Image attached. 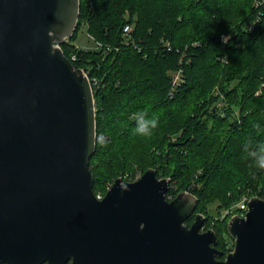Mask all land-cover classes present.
Segmentation results:
<instances>
[{
  "label": "water",
  "instance_id": "obj_1",
  "mask_svg": "<svg viewBox=\"0 0 264 264\" xmlns=\"http://www.w3.org/2000/svg\"><path fill=\"white\" fill-rule=\"evenodd\" d=\"M80 14L81 0H0V262L264 264L258 195L228 220L224 259L203 213L187 223L199 197H168L172 179L154 167L97 197L94 88L62 47Z\"/></svg>",
  "mask_w": 264,
  "mask_h": 264
},
{
  "label": "trees",
  "instance_id": "obj_2",
  "mask_svg": "<svg viewBox=\"0 0 264 264\" xmlns=\"http://www.w3.org/2000/svg\"><path fill=\"white\" fill-rule=\"evenodd\" d=\"M255 4L81 0L78 27L62 45L69 58L77 55L72 62L94 88L95 193L105 195L118 177L129 181L156 168L172 179L169 197L180 191L199 197L195 211L216 230L221 259L235 245L223 209L244 195L264 198V168L254 155L264 146V7ZM84 26L96 42L92 49L76 44ZM178 70L183 83L172 97ZM137 113L158 116L151 135L133 133Z\"/></svg>",
  "mask_w": 264,
  "mask_h": 264
},
{
  "label": "built area",
  "instance_id": "obj_3",
  "mask_svg": "<svg viewBox=\"0 0 264 264\" xmlns=\"http://www.w3.org/2000/svg\"><path fill=\"white\" fill-rule=\"evenodd\" d=\"M255 5L257 8H260V7L263 8L264 7V0H256ZM250 27H252V25H250ZM132 29H133L132 25L130 23H127L124 26V33L129 34V33H131ZM82 47H84V46H82ZM84 48H86V47H84ZM70 59L76 60L77 55L75 53L71 54ZM182 72H183L182 70H178L177 72L174 73V85H173V88H172L170 94L176 92L178 87L181 86V84L183 83V73ZM136 175H137V178H139L142 175L141 171H137ZM111 186H109V188ZM103 196L104 195H102V194H97L98 198H103ZM248 207H249V196L244 195L238 203H235V204H233V206H230L226 210H223V212L221 214V218L231 217L235 214L245 215L246 211L248 210Z\"/></svg>",
  "mask_w": 264,
  "mask_h": 264
},
{
  "label": "clouds",
  "instance_id": "obj_4",
  "mask_svg": "<svg viewBox=\"0 0 264 264\" xmlns=\"http://www.w3.org/2000/svg\"><path fill=\"white\" fill-rule=\"evenodd\" d=\"M159 124V118L155 114L151 118H145L143 114H136V123L133 127V133L140 136H149L152 131L157 128ZM256 156L255 164L261 168H264V146H261L258 153H254Z\"/></svg>",
  "mask_w": 264,
  "mask_h": 264
},
{
  "label": "rangeland",
  "instance_id": "obj_5",
  "mask_svg": "<svg viewBox=\"0 0 264 264\" xmlns=\"http://www.w3.org/2000/svg\"><path fill=\"white\" fill-rule=\"evenodd\" d=\"M76 44H77V45H80V46H84V47L89 48V49H92V48L96 47V42H95V40L93 39V37H91V36L89 35V33L87 32L85 26L81 29V31H80V33H79V36H78V39L76 40ZM215 89L218 90V89H219V86H216ZM217 90H216V91H217ZM215 93H218V92H215ZM136 179H137V175H135L134 177H132L131 180H129V181H134V180H136ZM111 185H112V184L108 185V186H107V189H109V186H111ZM98 194H102V195H104L102 192H99ZM96 195H97V194H96ZM250 198H251V197H250ZM238 202H239V201H238ZM230 206H233V204L230 205ZM230 206L225 207L223 210H226V209L229 208ZM222 212H223V211H222ZM230 218H231V217H230ZM230 218H228V220H229Z\"/></svg>",
  "mask_w": 264,
  "mask_h": 264
},
{
  "label": "bare ground",
  "instance_id": "obj_6",
  "mask_svg": "<svg viewBox=\"0 0 264 264\" xmlns=\"http://www.w3.org/2000/svg\"><path fill=\"white\" fill-rule=\"evenodd\" d=\"M173 84H174V80H173ZM174 94H175V93H172L170 96L173 97ZM142 175H143V174H142ZM142 175H141V176H142ZM141 176H140V177H141ZM140 177H139V178H140ZM139 178H137V179H139ZM137 179H136V180H137ZM167 196H168V194H167ZM168 197H169V196H168ZM170 198H172V197L170 196ZM250 199H251V198L249 197V200H250ZM198 203H199V202H198ZM196 208H197V207H196ZM194 212H195V211H194ZM197 214H198V213H197ZM204 215H205V214H204ZM205 216H206V215H205ZM220 217H221V216H220ZM231 217H232V216H231ZM229 218H230V217H229ZM193 222H194V221H193ZM204 223H205V222H204ZM210 229H211V228H210ZM212 229H213V228H212ZM205 230H208V229H206V228H205V225L203 224V226H202V228H201V231H205ZM218 237H219V236H218ZM217 247H218V246H217Z\"/></svg>",
  "mask_w": 264,
  "mask_h": 264
},
{
  "label": "flooded vegetation",
  "instance_id": "obj_7",
  "mask_svg": "<svg viewBox=\"0 0 264 264\" xmlns=\"http://www.w3.org/2000/svg\"><path fill=\"white\" fill-rule=\"evenodd\" d=\"M196 213H198L197 211H195L194 213H193V215L191 216V218H193V221L195 220V215H196ZM192 221V222H193Z\"/></svg>",
  "mask_w": 264,
  "mask_h": 264
}]
</instances>
